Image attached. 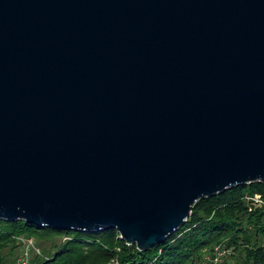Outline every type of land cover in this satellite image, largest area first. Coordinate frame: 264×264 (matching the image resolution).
<instances>
[{"label":"water","instance_id":"obj_1","mask_svg":"<svg viewBox=\"0 0 264 264\" xmlns=\"http://www.w3.org/2000/svg\"><path fill=\"white\" fill-rule=\"evenodd\" d=\"M264 182V0H0V219L164 242Z\"/></svg>","mask_w":264,"mask_h":264},{"label":"trees","instance_id":"obj_2","mask_svg":"<svg viewBox=\"0 0 264 264\" xmlns=\"http://www.w3.org/2000/svg\"><path fill=\"white\" fill-rule=\"evenodd\" d=\"M20 237L49 244L31 264H202L205 251L222 242L234 261L220 264H264V182L201 198L186 222L149 250L128 245L116 229L91 232L0 219V264H14L15 258L8 259L20 247Z\"/></svg>","mask_w":264,"mask_h":264},{"label":"built area","instance_id":"obj_3","mask_svg":"<svg viewBox=\"0 0 264 264\" xmlns=\"http://www.w3.org/2000/svg\"><path fill=\"white\" fill-rule=\"evenodd\" d=\"M255 200L261 203L259 196H255ZM20 242L22 244V252L19 258L18 264H31L29 261V254L33 251L36 254H41V250L35 245L32 238L20 237ZM232 249L228 248L224 242L217 244L211 250H207L203 256L202 264H220L222 257L230 255Z\"/></svg>","mask_w":264,"mask_h":264},{"label":"rangeland","instance_id":"obj_4","mask_svg":"<svg viewBox=\"0 0 264 264\" xmlns=\"http://www.w3.org/2000/svg\"><path fill=\"white\" fill-rule=\"evenodd\" d=\"M35 243H36V245H37V247H39L40 249H41V251H42V253H43V251H44V248H48V246H49V244L47 243V244H42V245H40V244H38V242L37 241H35ZM21 244V243H20ZM20 247L22 248V244L20 245ZM20 247H18L16 250H15V255L14 256H10L9 257V259L8 260H11L12 258H15V262H14V264H18V262H19V258H20V255H21V248ZM7 252V251H6ZM43 255V254H42ZM228 256L229 255H227V256H224V257H222V261L221 262H223V261H234V260H230L229 258H228ZM33 258H35V253L33 252V251H31V253L29 254V261H30V263H32V259ZM220 262V263H221ZM230 263H232V262H230Z\"/></svg>","mask_w":264,"mask_h":264}]
</instances>
